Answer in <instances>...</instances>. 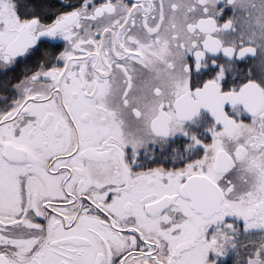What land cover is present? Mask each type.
<instances>
[{"label": "snow or ice", "instance_id": "snow-or-ice-1", "mask_svg": "<svg viewBox=\"0 0 264 264\" xmlns=\"http://www.w3.org/2000/svg\"><path fill=\"white\" fill-rule=\"evenodd\" d=\"M0 264H264V0H0Z\"/></svg>", "mask_w": 264, "mask_h": 264}]
</instances>
